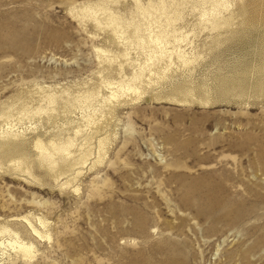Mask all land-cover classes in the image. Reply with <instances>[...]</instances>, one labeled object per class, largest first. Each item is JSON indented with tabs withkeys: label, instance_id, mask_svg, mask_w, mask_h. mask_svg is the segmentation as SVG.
I'll return each instance as SVG.
<instances>
[{
	"label": "rangeland",
	"instance_id": "374dc122",
	"mask_svg": "<svg viewBox=\"0 0 264 264\" xmlns=\"http://www.w3.org/2000/svg\"><path fill=\"white\" fill-rule=\"evenodd\" d=\"M93 1L0 0V143L18 134L14 143L29 155L31 173L12 169L10 146L0 148V224L34 246L32 257L0 248V264H264V92L254 90L260 82L252 66L264 65V0H226L223 13L232 12L233 23L218 30L230 39L216 46L215 31L199 30L198 11L187 4L177 25L188 44L167 47L199 53L196 62L185 68L173 59L166 76L151 77L144 97L115 107L101 162L53 178L38 164L34 134L45 140L71 132L104 102H77L48 119L17 118L18 111L47 89L76 97L101 82L94 48L116 47L107 29L70 12ZM132 3L121 0L117 9L127 14ZM130 51L135 62L147 53ZM111 77L118 79L115 71ZM183 84L212 100L159 98ZM22 215L40 228L42 216L49 239L34 237Z\"/></svg>",
	"mask_w": 264,
	"mask_h": 264
},
{
	"label": "bare ground",
	"instance_id": "6f19581e",
	"mask_svg": "<svg viewBox=\"0 0 264 264\" xmlns=\"http://www.w3.org/2000/svg\"><path fill=\"white\" fill-rule=\"evenodd\" d=\"M120 2L121 0H96L82 3L75 9L71 7L70 10V12L75 10V16L80 20L85 18L92 20L98 31L107 29L109 35L106 38L109 43L113 44L112 46L116 47V50H112L107 48V44H105L106 47L96 46L94 48L97 52V62L103 63L102 68L97 70L101 82L93 87L83 89L76 94V97L70 96L66 90L57 94L56 91L47 89L35 105H21L22 107L20 106L21 108L18 111L20 116L17 118H21V115L30 118L33 115L43 113L48 119L55 115L54 113L58 114L59 109L62 112L71 111L77 102H86L87 107L98 97L104 102L96 111L83 113L81 117L84 120L76 122L71 132H69V128H66L64 129L66 133L61 135L62 130L60 129V131L49 135L45 140L38 132L34 134L32 149L38 159V164L47 168L53 178L73 171L75 165L80 171L83 168L80 165L87 160H89L90 168L101 162L110 141L109 132L108 134L103 133L107 129L108 119L114 116L115 107L122 102L124 104L144 97L147 86H150L153 81L151 77L155 76L159 79L166 76L170 64L175 63L173 59L176 60L177 66L185 68L196 62V59L200 56L199 53L191 50L187 52L180 46L167 47L174 41H185V44H188L186 41L189 36L187 33H183L184 30L182 33L178 31L180 26L177 25L183 17L187 4L191 11H198L196 19L198 25H200L199 30L215 31L210 40L214 46L229 38L226 36L220 37L222 35L218 29L229 27L233 23L232 12L227 15L223 13V11L228 10L230 5L226 0H133L127 14L117 9V3ZM240 23L243 25L241 27L246 24L244 22ZM249 24L253 25V23ZM232 31H229L230 36ZM147 44L153 46L149 48ZM131 47L147 51L142 62H135L136 58L131 59ZM259 64L252 65L258 75L256 80L260 82L259 85L254 87V90L262 94L264 92V65L263 62ZM125 65L131 66L129 73L124 72ZM241 67H244V69L237 80L244 81V72H247L248 68H246V64ZM114 71L118 79L111 77V72ZM144 78L148 80L146 81ZM101 88H105L104 93L101 92ZM195 89L196 86L193 85H176L167 93H162L159 98L164 97L170 101L187 103L189 101L188 97L195 95V98L203 104L212 100L210 96L201 97L194 91ZM63 95L67 97L64 98ZM126 96H129V99H126ZM58 100H62L61 103ZM4 114L3 112L1 116L3 117ZM66 122L69 123V121ZM83 131H85V135L78 141L77 134L81 135ZM70 133H73V135H70ZM6 134L9 135V138L3 136L6 138V143H0V148L10 146L8 158L11 160L12 169L19 172L26 171L31 174L29 161H27L29 155L23 151V147L19 148L18 144L14 143V137L16 138L18 134L14 132ZM92 138L95 139L96 143L93 144L94 140ZM8 140L10 142H7ZM74 146L76 147L73 148ZM74 190H77V187ZM20 220L27 222L34 237L49 239V232L46 229L47 223L42 216H37V220L39 225L43 228L46 227L45 229L31 224L27 215H22ZM6 247H9L14 254L22 257H32L34 251L32 242L22 240L16 230L7 227L6 224H0V248Z\"/></svg>",
	"mask_w": 264,
	"mask_h": 264
}]
</instances>
